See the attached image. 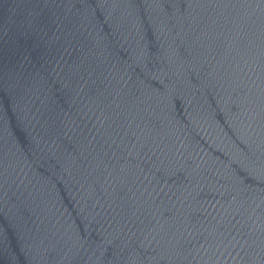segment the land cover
Here are the masks:
<instances>
[{"label": "water", "instance_id": "water-1", "mask_svg": "<svg viewBox=\"0 0 264 264\" xmlns=\"http://www.w3.org/2000/svg\"><path fill=\"white\" fill-rule=\"evenodd\" d=\"M0 264H264V0H0Z\"/></svg>", "mask_w": 264, "mask_h": 264}]
</instances>
